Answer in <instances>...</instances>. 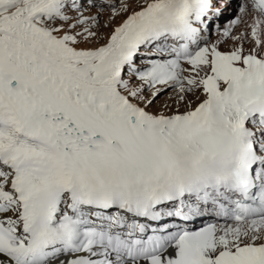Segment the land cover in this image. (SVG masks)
Returning <instances> with one entry per match:
<instances>
[{
	"label": "snow or ice",
	"instance_id": "1",
	"mask_svg": "<svg viewBox=\"0 0 264 264\" xmlns=\"http://www.w3.org/2000/svg\"><path fill=\"white\" fill-rule=\"evenodd\" d=\"M220 14L0 0V264H264V0Z\"/></svg>",
	"mask_w": 264,
	"mask_h": 264
},
{
	"label": "bare ground",
	"instance_id": "2",
	"mask_svg": "<svg viewBox=\"0 0 264 264\" xmlns=\"http://www.w3.org/2000/svg\"><path fill=\"white\" fill-rule=\"evenodd\" d=\"M242 1H243V0H242ZM219 2L221 3V4H220V6H221L222 3L224 2V0H219ZM92 12H95V9H93ZM108 15H109V12H108V11H105V12L103 13V15H102V19H103V21L107 18ZM216 17H217V16H216ZM217 18H218V20H220V19H221V14H220ZM119 20H120V18H117V20H116L115 22H116V23H119ZM228 23H229V22L221 24V27H222V28L227 27ZM213 39H214L213 42H215V41L217 40V39H215V37H214ZM222 47H223V49H227L228 45H223ZM185 67H187V65H185ZM190 99L193 100L194 105H195V103H198V101H196V98H195L194 96H193V97H190ZM158 108H159V107H158ZM182 109H183V108H182Z\"/></svg>",
	"mask_w": 264,
	"mask_h": 264
},
{
	"label": "rangeland",
	"instance_id": "3",
	"mask_svg": "<svg viewBox=\"0 0 264 264\" xmlns=\"http://www.w3.org/2000/svg\"><path fill=\"white\" fill-rule=\"evenodd\" d=\"M85 14L88 15V14H90V13H85ZM101 22H103L102 17H101ZM164 99H165V97L162 96V97L160 98V100H158L157 103L154 105V109H155V108H158V107L160 106V103H162ZM181 110H183V109H181Z\"/></svg>",
	"mask_w": 264,
	"mask_h": 264
}]
</instances>
